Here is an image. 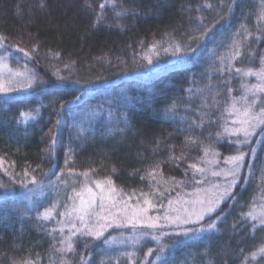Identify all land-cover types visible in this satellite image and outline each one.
I'll use <instances>...</instances> for the list:
<instances>
[{"label": "trees", "instance_id": "1", "mask_svg": "<svg viewBox=\"0 0 264 264\" xmlns=\"http://www.w3.org/2000/svg\"><path fill=\"white\" fill-rule=\"evenodd\" d=\"M102 3L107 0H0V35L8 38L0 45V56H7L15 70L23 71L27 64L38 78L30 89L0 93V159L4 161L0 264H60L61 259L65 264H140L142 260L145 264H241V249L250 254L264 243V229H253V221L241 216L255 195H264V140L254 159L253 183L241 178L233 189L236 199L222 202L202 222L206 226L215 221V228L186 238L176 235L179 229L165 227L171 233L162 238L167 247L159 259V245L147 237L133 245L128 237L106 244L105 237L78 236L73 238L74 251H56L62 234L53 229L60 227L58 213L65 208L64 202L55 204L56 212L45 220L38 213L52 207L53 199H36L33 192L38 185L29 184L33 189L29 192L19 183L25 168L29 180L35 175L43 185L71 187L83 179L79 173L94 170L91 179L111 178L118 191L135 192V203L141 192L172 188L171 177L185 181L183 192H190L193 170L188 166H205L203 148L219 153L207 157L219 163L237 150L229 143L235 137L216 133L222 132L226 122L231 125L224 112L230 100L227 90L233 89L231 95L239 97L243 85L255 83V78L242 80L234 71H219V58L231 52L233 34L240 29L241 36L236 37L240 39L247 28L252 35L233 65L260 67L264 39L257 36L264 22L257 16L264 9L262 0H115V7L107 3L101 9ZM213 21L218 23L212 33L198 41ZM10 44L29 51L35 45L36 51L29 59L9 48ZM153 44L155 48L150 47ZM174 44L181 46L180 52L170 47ZM189 47L196 51H188ZM61 101L66 103L61 106ZM22 112L34 119L25 120ZM258 134L259 130L251 145ZM242 150L249 153L245 157L249 160V148ZM66 155L71 156L67 165ZM69 168L77 175L68 174ZM4 169L14 175H6ZM181 191L175 188L170 195L175 198ZM239 194L244 201L238 206ZM168 197L165 192V205ZM154 214L158 213L150 212ZM67 234L65 228L63 235ZM149 248L153 252L145 260ZM249 261L264 264L259 257L252 262L249 256Z\"/></svg>", "mask_w": 264, "mask_h": 264}, {"label": "snow or ice", "instance_id": "2", "mask_svg": "<svg viewBox=\"0 0 264 264\" xmlns=\"http://www.w3.org/2000/svg\"><path fill=\"white\" fill-rule=\"evenodd\" d=\"M107 3H111L115 7V0H107ZM107 3H102L100 8L103 9L107 6ZM264 3V0H262ZM211 7V5H207ZM231 10L232 5H228ZM100 19H104L101 13L97 14ZM116 15H120L119 12ZM257 20L264 22V9L261 10L260 15L257 16ZM217 21H213L212 25L205 26L203 32L198 37V41H205L212 30L215 28ZM252 35L248 32L247 28H244L243 36L240 39L236 37L241 36L240 29L233 34L232 50L228 56L220 57L221 68L219 71H227L230 74L234 71L240 78L255 77L256 83L244 84L243 94L239 97L232 96L233 89L229 88L227 91L230 96V100L226 102L224 112L231 118V125L226 122L223 125L222 132H217V137H221L226 134L228 137H235L236 139L229 140V143H234L237 146L235 154L225 156L223 163L225 167H220L219 162L216 159H207V157H216L219 155L215 150L210 148H203L204 167H201L199 163L189 164V168L193 170L192 176V189L190 192H183L185 187V181H176L175 177L170 179L174 182L172 188L160 191L159 188H153L150 192H141L139 197L136 198V202L132 203L135 192L129 195H125L123 191H118L111 178L103 179H91L90 172L94 170H86L78 175L82 177V180L73 182L71 192L66 195L65 210L60 211L58 214L60 220L58 229L53 231H59L62 234V238L58 241L60 247L56 251L60 253H68L74 251L73 238L78 236H85L94 239H100L104 236V233L112 227H125L131 226L133 229V235L128 237V240L133 244H139L144 237H151L153 241L159 245L156 250L157 259L160 258L167 245L162 244V238L170 233L165 232V227H175L179 229L176 235L183 237H190L196 233L204 232L206 230L215 228V221L208 223L206 226L202 223L205 217H210L215 213L222 202L228 200H235L236 196L233 189L237 186L239 179L248 180V176H241V170L247 164L249 170L254 165L251 160L245 159L246 155L244 151H240L241 146H246L250 150V155L255 157L257 149L251 145V141L254 134L259 133L264 135V52L259 56V68H241L235 67L233 61H236L242 57L241 48L247 37ZM7 37L0 35V45H5ZM264 39V23L260 25V34L257 36V40ZM155 44L150 47L155 48ZM9 48L15 50V52L23 54L24 57L32 58V52L36 51V46H32V51L21 47L19 44H10ZM176 52L181 51L179 44L170 45ZM168 51V49H165ZM188 51L195 52L196 49L188 48ZM11 54V53H9ZM58 55V53H57ZM19 59V57H17ZM250 61L253 57L249 58ZM149 58V63H151ZM226 65V67H225ZM37 75L34 71L27 68V64L24 66V70H15L11 68L7 63V56H0V93H9L14 90L30 89L37 83ZM73 99H76L74 97ZM66 102L61 101V106ZM257 107L259 110L257 111ZM21 117L25 120L33 118L29 113H21ZM57 125L60 124V120L57 119ZM50 134L55 137L56 133L50 129ZM242 137V139H241ZM190 139V138H189ZM259 137H257V140ZM191 143H195V140H191ZM55 140L52 141L54 146ZM55 155L54 151L52 153ZM174 159L181 160L182 157H173ZM70 155H66L65 164H68ZM4 161L0 159V168H3ZM215 166V167H213ZM32 171H35L33 169ZM6 175L12 176L14 174L9 173L7 169H4ZM187 173V170H185ZM47 173H45L46 175ZM68 174L77 175V173L69 168ZM199 175L200 179H196ZM30 172L25 168L19 183L22 187L29 192L33 191L29 188V184L38 185L43 187L42 180H38L35 175L31 176L29 180ZM149 176L154 178V172H150ZM208 176L213 178L222 177V181H209ZM143 179V177H142ZM262 184H264V172L261 176ZM66 183V182H65ZM78 184L79 187L75 185ZM175 188H181V192H177L175 198L171 197V191ZM165 192H168L169 197L167 199V205L163 203L165 198ZM183 193V194H182ZM159 197L156 199L155 197ZM156 211L157 215H150V212ZM56 212L55 203L52 207L46 208L44 212L38 213V216L43 219H50ZM162 213V214H160ZM241 216L251 219L253 221L252 228L256 229L258 226L264 229V195L261 196L260 203H253L250 206L248 212H242ZM221 217L217 216V220ZM187 225H193V227H187ZM195 225H199L196 227ZM65 228H67L68 234L63 235ZM147 229V231L143 230ZM111 238L105 240L107 244ZM175 243H180L176 241ZM153 252L152 248H149L145 253V260L149 254ZM240 255L244 256V260L241 264H250L249 256L252 262H257V258L264 260V243L260 244L250 254H245L241 249ZM125 255L132 257V253H125ZM84 257H81L83 260ZM13 264H32L31 261H13ZM60 264H65L61 259ZM140 264H145V261H140ZM147 264H155V261H147Z\"/></svg>", "mask_w": 264, "mask_h": 264}, {"label": "rangeland", "instance_id": "3", "mask_svg": "<svg viewBox=\"0 0 264 264\" xmlns=\"http://www.w3.org/2000/svg\"><path fill=\"white\" fill-rule=\"evenodd\" d=\"M256 82L257 81L255 79V83ZM256 110L258 111L259 110V107H257ZM257 133H258V130H257ZM256 134H254V135H256ZM258 137H259V139L258 140L256 139V143L254 145L256 147V149H257V153H258V150H259L260 143L264 140V135H261L259 133L258 134ZM241 139H242V137H241ZM250 142L251 141H249V143ZM242 147L243 146H241L239 148L240 151H243L242 150ZM257 153H256V155H257ZM254 159H255V157H253V156L250 155V159L249 160H251L253 162V165H254ZM219 166L220 167H225V165L223 163V160H221V162L219 163ZM213 167H215V166H213ZM243 171H244V168H242V170H241V175H242V172ZM255 171H256L255 170V166L251 170H249L248 166L246 167L245 176H248V180L247 181L253 183V179L255 177ZM207 179L209 181H214V182H216V181H222L223 180L222 177H220V178H213L211 176H208ZM239 180H238V182H239ZM243 188H245V187H243ZM71 189H72L71 186H68V185H65V184H62V183L46 184V185H43L42 188L40 186L37 187L36 188V192H33V193H34V198H36V199L47 198V199H53V201H54L55 204H59L60 202H64V204H66L67 203V201H66V195L71 192ZM243 197H244L243 194H239L238 195V206L240 204L242 205V203L244 201V198ZM260 199H261V195H259V194L258 195H255L253 197L252 201H251V205L253 203L259 204L260 203ZM64 210H65V208L63 209V211ZM249 210H250V207H249ZM154 215H156V214H154ZM118 228H120V230H121L120 232H116V229H118ZM143 230L147 231V229H143ZM168 233H171V232H168ZM131 235H133V229L131 228V226H125V227H112V228H109L104 233V236L103 237H105V239L111 238L109 241H118L120 239H126L127 237H129ZM147 238H150L151 239L150 236L147 237ZM153 242H155V241H153Z\"/></svg>", "mask_w": 264, "mask_h": 264}]
</instances>
